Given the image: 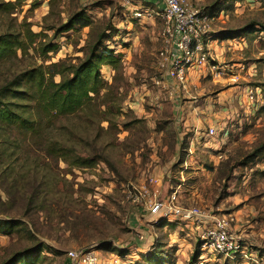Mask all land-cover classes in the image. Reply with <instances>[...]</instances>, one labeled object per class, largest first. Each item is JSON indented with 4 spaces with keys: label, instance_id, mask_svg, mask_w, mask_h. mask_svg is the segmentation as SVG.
<instances>
[{
    "label": "rangeland",
    "instance_id": "obj_1",
    "mask_svg": "<svg viewBox=\"0 0 264 264\" xmlns=\"http://www.w3.org/2000/svg\"><path fill=\"white\" fill-rule=\"evenodd\" d=\"M188 1L212 14L214 30L205 39L207 63L190 70L211 67L204 95L216 98L226 90L230 98L224 105L230 110L234 105L238 116L246 110L249 117L228 139L220 129L209 134V128H220L214 123L207 136L181 133L173 104L151 100L163 73L158 63L163 24L145 10L156 11L161 0H17L10 11L0 10V35L18 33L21 40L27 27L50 39L54 31L47 27L83 10L94 33L112 27L101 52L119 55L100 68L113 89L110 122L92 108L54 118L39 138L14 125L0 128V219L16 223L10 232H0V264L32 250L19 264H68V250L88 246H96L103 264H264V31L245 27L264 22V0ZM134 8L144 10L140 17ZM89 31L57 33L56 48L44 57L29 49L0 60V85L35 64L76 62ZM48 139L70 145L78 161H94L68 165L46 149ZM212 143L219 147L212 149ZM150 174L162 177V197L174 191L182 206L232 218L239 250L225 255L204 248L205 221L135 220L134 211L143 206L132 203L127 190L148 183Z\"/></svg>",
    "mask_w": 264,
    "mask_h": 264
},
{
    "label": "trees",
    "instance_id": "obj_2",
    "mask_svg": "<svg viewBox=\"0 0 264 264\" xmlns=\"http://www.w3.org/2000/svg\"><path fill=\"white\" fill-rule=\"evenodd\" d=\"M16 4L17 0L15 3L3 0L0 2V10L10 11L8 7H14ZM256 25L264 31V22L260 21H253L245 27ZM92 26L93 20L90 16L86 15L83 10H79L69 15L63 24L51 25L46 28L54 31V37L59 32L89 27L90 31L84 45L83 56L77 57L76 62L60 60L51 62L47 67L39 64L32 65L13 75L6 83L1 84L0 128L5 129L14 125L25 134L39 138L44 129L49 126L47 124L51 123L54 118L72 116L92 108L98 111L102 120L110 122L107 115L112 113L113 109L114 99L110 98L113 97V89L112 84H108L101 77L100 68L106 64H114L116 59H119V55L113 54V51L109 49L101 52L104 42L110 36L105 31L112 27L103 28L94 33ZM43 34L44 36L34 33L27 27L24 40L19 38L18 33L10 32L0 35V60L16 56L18 51L26 54L29 49L42 57L46 56L56 48L57 44L52 43L53 37L46 39L45 35L47 34ZM38 37L40 39L36 40ZM55 76H59L60 80L55 81ZM44 123H46L45 127ZM46 149L56 152L57 158L76 167H81L80 165L93 159H87L86 162V158H83L78 161V157H72L75 154L70 145L50 139L47 140ZM70 158L74 160L71 161ZM15 224L12 220L0 219V232L2 230L10 232ZM35 251L17 253L1 264H19V259L22 256L31 255Z\"/></svg>",
    "mask_w": 264,
    "mask_h": 264
},
{
    "label": "built area",
    "instance_id": "obj_3",
    "mask_svg": "<svg viewBox=\"0 0 264 264\" xmlns=\"http://www.w3.org/2000/svg\"><path fill=\"white\" fill-rule=\"evenodd\" d=\"M130 3L134 0H123ZM163 5L156 11H147L149 16L154 12L162 20V45L159 48V65L163 73L178 82H184L186 71L195 66L205 65L209 52L205 49V39L211 33L212 14L193 6L188 0H161ZM133 14L140 17L144 10L134 8ZM256 93L251 90V96ZM210 135L215 129L209 128ZM148 183L132 186L127 190V196L135 205L143 206L155 217L167 221L196 223L205 221L200 233L201 245L211 253L231 255L240 248L238 238L231 232L230 221L222 214L210 213L199 206H182L178 203V194L172 191L162 197L161 190L154 188L159 185L154 176L148 177ZM68 264H103L100 251L96 246L78 247L66 253Z\"/></svg>",
    "mask_w": 264,
    "mask_h": 264
},
{
    "label": "crops",
    "instance_id": "obj_4",
    "mask_svg": "<svg viewBox=\"0 0 264 264\" xmlns=\"http://www.w3.org/2000/svg\"><path fill=\"white\" fill-rule=\"evenodd\" d=\"M149 2L154 3L153 0H149ZM213 32L214 30L211 28V33ZM211 44L213 45L214 41H212ZM210 53L212 54L211 51ZM215 64L217 65L218 63L216 62ZM216 68H218V66H216ZM213 72L214 70L209 66L201 67L196 70L189 69L186 71V77L182 83L171 78L167 74L162 73L155 86L158 91L151 92V100H153L157 106H163L165 100L166 102L173 104L174 107H172L177 114L181 133H187L186 135H189L190 137H195L199 134L202 136L206 135L208 127L215 128L214 124H219L218 127L220 128H215V130L220 129L218 132H222L223 139H228L227 133H238V129L243 128V122L249 119L248 115L245 114L246 110L243 111L241 116H238V114L235 115L236 110L234 105H231V110L224 105V99L227 100L230 98V95L226 90L218 91L216 93V98L204 95L207 90L204 89L203 82H205L207 78L209 79V77H212ZM238 77L239 75H236L237 79ZM245 86L247 88L250 87L248 84H245ZM257 90H260V87H258ZM223 92L227 94L222 95ZM242 99L241 102L243 104L246 100H244V98ZM243 106L245 105L243 104ZM225 109H227V111L223 114ZM204 122L207 123V126H205ZM239 135H241L240 132ZM216 145L219 147L218 144L212 143V149H214ZM149 176H154L158 180L159 185H156V188L161 190L163 185L162 177L153 174H150ZM134 218L137 221H140L143 218L155 219V217L147 212V210H144V208L136 209L134 211Z\"/></svg>",
    "mask_w": 264,
    "mask_h": 264
}]
</instances>
